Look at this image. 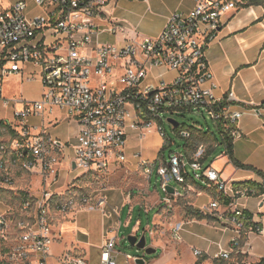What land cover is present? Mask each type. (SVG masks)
<instances>
[{
    "label": "built area",
    "instance_id": "2783aa9c",
    "mask_svg": "<svg viewBox=\"0 0 264 264\" xmlns=\"http://www.w3.org/2000/svg\"><path fill=\"white\" fill-rule=\"evenodd\" d=\"M110 1L34 0L45 13L30 15L27 0H0V99L6 106L12 102L20 105L14 107L13 120L0 118V134L5 136L0 142V191L15 189L16 171L42 180L39 196L24 198L19 208L9 207L0 213V264H55L54 212H106L104 196L93 202L90 195L70 188L65 193L53 189L64 152L46 127L37 134L30 132L27 121L31 116L44 119L55 108L67 111L80 124L70 165L73 168L75 162L76 169L97 173H108L112 163L126 161L127 129L139 131L141 139L153 130L165 138V122L179 126L166 118L169 114L205 109L215 121L220 139L234 141L243 136L238 98L232 90L224 98L216 95L218 85L206 48L223 17L243 7L245 1L194 0L195 7L187 14L175 12L158 36L136 35L122 45L96 43L97 19ZM48 31L53 32L52 43L46 39ZM29 63L42 68V98H4V79L23 73ZM32 78L29 75L27 79ZM180 135L189 140L185 151L169 158L160 154L154 162L141 159L146 178L150 180L157 171L164 188L171 182L187 185L196 178L209 184L219 197L200 212L232 232L228 246L219 247L214 261L251 264L235 255L249 253V235L260 233L261 224L251 212L239 207L238 200L255 195L256 190L230 188L220 171L205 166L208 144L194 143L191 129L182 130ZM170 143L169 139L164 145ZM188 163L201 173L192 176ZM182 228L181 222L173 228L175 240L180 241ZM117 243V237L108 238L95 264H118L114 254ZM194 253L203 255L199 249ZM59 260L62 264H90L72 252Z\"/></svg>",
    "mask_w": 264,
    "mask_h": 264
},
{
    "label": "crops",
    "instance_id": "0c3cea01",
    "mask_svg": "<svg viewBox=\"0 0 264 264\" xmlns=\"http://www.w3.org/2000/svg\"><path fill=\"white\" fill-rule=\"evenodd\" d=\"M194 7V0H111L105 7L102 16L97 19L99 36L96 43L122 45L136 35L158 36L175 12L187 14ZM40 10L42 11L41 14L45 13V10ZM52 33V31L46 33L48 43H52L55 39ZM42 37L39 36V39ZM206 56L218 85L216 95L224 98L231 90L234 91L238 98L236 105L243 112L239 122L243 136L233 141L234 157L238 162L254 169L239 167L226 153L224 157L222 156L216 161L217 168L220 170L222 178L229 182L230 188L249 180L263 184V177L254 170L264 172V7L261 5L241 7L224 16L216 35L206 48ZM41 72L42 68L39 65L29 63L25 66L23 73L12 75L17 76L23 82L20 91L23 90L22 86L25 83L30 82L27 81L26 76L28 75H32V81H37L40 84V93L30 97L31 100L42 98ZM8 96L6 98L8 100H28L17 94H8ZM11 106L13 112L15 106L20 107L19 104L14 103ZM1 119L6 118L2 117ZM27 125L32 134H37L43 127H46L47 131L62 147L64 158L69 160L68 163L66 162L68 167L70 166L72 171L75 170L70 163L76 153L77 136L80 130V124L77 120L71 118L67 111L55 108L51 114H46L44 119L40 116H31ZM133 133L136 134L135 131H131L128 138ZM73 143L74 146L71 147ZM221 159L226 162L222 169ZM62 164L63 161L61 162L58 180L63 172ZM117 164V162L112 163L110 171L115 170ZM225 170L226 173H224ZM65 178V183L54 184V189L58 187L56 192L65 193L69 189V184L78 179V177ZM190 181L194 180H189L188 184L184 185L186 190L184 194L175 188V192L177 191L178 194L167 192L168 197L164 201L155 199L161 207L162 203L165 202L166 206L162 209L171 214L172 226L181 222L183 223L181 232L198 236L197 239L189 237L192 242L186 243V239L182 235L180 242H176L174 245L176 250H179L181 255L189 254L188 262L191 264H214L213 257L220 246H228L232 232L223 227L217 220H200L193 215L185 217L181 214L180 208L178 209V200L190 191H197L199 205L193 201H187L183 208L187 214L190 210L200 211L205 204L219 197V194L209 184L205 188L197 184L199 187L196 185L198 188H195ZM105 190L107 191L106 188ZM205 195H211V200L203 201L202 198ZM103 196L107 199L105 213L101 209H76L66 213L54 212L52 260L55 264L57 261L61 262L59 258L68 252L85 257L90 264L98 263L102 246L106 240L119 236L123 224L120 225L121 222L118 221V218L120 213H123L127 208L128 203L132 202V199L127 197L124 192L118 196L108 193ZM111 198L113 203L108 207ZM168 203H171V207L168 206ZM238 205L251 212L255 219L260 221L262 231L249 235L250 250L243 257L251 264H258L264 258V194L241 197L238 200ZM133 210L132 207L131 212ZM93 212L101 213L102 219L99 221L96 215H91ZM196 223H203L202 227L194 230L187 227ZM128 225L129 223L127 224L129 228ZM151 232H153L152 229ZM195 249L201 250L203 255L201 257L196 256ZM126 256L130 257L131 255L127 254ZM188 262H184V264H188Z\"/></svg>",
    "mask_w": 264,
    "mask_h": 264
},
{
    "label": "rangeland",
    "instance_id": "374dc122",
    "mask_svg": "<svg viewBox=\"0 0 264 264\" xmlns=\"http://www.w3.org/2000/svg\"><path fill=\"white\" fill-rule=\"evenodd\" d=\"M27 1L29 3V14L36 15L42 13L40 10L41 8L36 6L34 0ZM28 76L26 77L28 78ZM32 80L33 79L27 80L30 82L25 83L22 86L23 90L20 91V86L23 82L20 81L17 76H8L4 79L3 83L4 98H8V94H17L30 101H37L31 100L30 97L38 95V93H40L41 86L37 81ZM42 86L44 93L43 81ZM0 117H5L6 119L13 118L12 106H6L1 100ZM166 118L175 119L179 122V126L174 128L170 123L165 122V138L160 136L156 130H153L151 133H148L146 138L141 139L139 136V131L134 130L136 134L133 133L129 136L125 147L126 161L118 163L115 166V170H111L108 173L89 172L86 169H75L72 171L70 166L68 167L67 165L69 160L67 158H62L63 172L60 175V179L56 182H59V185L65 183V177L68 179L78 177V179H75L74 182L69 184V188L76 191L77 194L90 195L94 200L93 202L106 193L118 196L124 192L127 197L132 199V202L128 203L127 208L123 213H120L118 218V221L121 222L120 225L123 224V228L120 230L119 236L117 237L118 243L116 244L114 250L115 254L118 255V264H136L135 260L132 258L138 256L145 258L146 264H184V262H188L190 258L189 254L181 255L180 251L176 250L177 248L174 247L176 242L179 240H175L173 238V227H175V225L172 226L171 224V214L169 212L163 211L162 207L166 206L165 202L162 203L163 205L161 207V205H158V202L155 199L157 198L164 201L168 197V193L162 185L161 177L158 175L157 171H155L152 174L150 180L146 178L143 169L140 167V162L141 159L154 162V160L160 154L161 158L164 156L169 158L171 154L185 151L189 140L180 135V132L184 129H191L193 127L204 129L205 132H214L218 138L219 134L215 121L205 109L186 110L182 113L166 115ZM127 130L130 134L131 129ZM4 139L5 136L0 134V142ZM169 139L171 142L170 145H164ZM73 146L74 143L71 145V147ZM214 147L216 148L212 150L207 156L205 166L212 165L218 170L216 161L220 157L225 156L226 147L221 142ZM163 148L164 150L162 151ZM140 154L141 157H139ZM220 162H222V169L224 168L226 162H224L222 159ZM187 169L188 172L194 177H196V173H201L200 171H195L189 163ZM224 173H226V170ZM224 181L228 182L225 179ZM190 183L195 186V188H198L199 186L204 188L207 187V183L200 178H196L195 181H190ZM41 185L42 180L39 176H34L23 171H16L14 184L15 189L9 193H0V213L4 212L9 207L17 209L21 206V203L25 198V196L20 195L21 190L27 192L30 197L39 196L42 190ZM171 185L181 194L186 192L183 184L171 182ZM51 187L52 186L49 185V188ZM56 189H58V187ZM56 189L54 190L56 191ZM197 195V191H190L183 198L178 200V209L180 208L181 214L183 216H190V214H187L185 209H183L184 206H186L187 201H193L199 205V197ZM211 197V195H205L202 199L203 201L205 200L208 202L211 200ZM112 200V198L109 200L108 207L112 205ZM132 207L134 209L133 212H131ZM91 215H96L99 221L102 219L101 213L93 212ZM128 223V226H130L129 228L127 227ZM202 224L203 223H196L186 226L194 230L196 228L202 227ZM151 229L153 232H151ZM135 234L139 235L140 237L145 234L147 245L153 246L157 249V251L153 254H146L144 250H141L136 246H132L128 241V236ZM180 235L184 236L186 243L192 242L189 240V237L195 239L198 238V236L195 234H186L183 231L180 233ZM127 254H130L132 258L126 256ZM58 263L60 264L61 262L57 261V264ZM188 264L191 263L188 262Z\"/></svg>",
    "mask_w": 264,
    "mask_h": 264
},
{
    "label": "trees",
    "instance_id": "16d2710c",
    "mask_svg": "<svg viewBox=\"0 0 264 264\" xmlns=\"http://www.w3.org/2000/svg\"><path fill=\"white\" fill-rule=\"evenodd\" d=\"M245 3L243 5V7H249V6H253V5H261L264 7V2L263 0H244ZM177 128V127H176ZM192 133H193V137H194V143H205L208 144V153H210L212 150H214L218 143H222L225 145L226 147V154L229 155L230 159L239 167H243V168H248V169H254L251 166L242 164L240 162H238L235 157H234V151H233V141L230 138H224V139H220L218 138V136L214 133V132H205L204 129H200V128H196L193 127L191 128ZM15 135V132H14ZM254 171H256L260 176L263 177L264 179V172H262L261 170H257L255 169ZM244 187H250L256 190V195H261L264 194V183L260 184L254 180H249L246 182H240L238 183L235 188L236 189H240V188H244ZM212 188V187H211ZM10 191H0V193L5 194V193H9ZM20 195L25 196V198L29 197V194L23 190L20 191ZM190 215H193V217H197L200 220H211L214 221L215 218L208 216L202 212H200L199 210H190L189 212ZM236 259H243V255H235ZM215 264H231V263H227L223 260H220L218 262H215ZM233 264V263H232ZM258 264H264V258L261 260L260 263Z\"/></svg>",
    "mask_w": 264,
    "mask_h": 264
},
{
    "label": "water",
    "instance_id": "95a60500",
    "mask_svg": "<svg viewBox=\"0 0 264 264\" xmlns=\"http://www.w3.org/2000/svg\"><path fill=\"white\" fill-rule=\"evenodd\" d=\"M171 122L175 124V126L179 125V122L176 121L175 119H170ZM73 169H76V163H73ZM166 191L169 194H174L175 193V188L172 185L166 186ZM128 241L132 246H136L141 250H144L146 254H153L157 251L156 248L152 246L147 245V240H146V235L143 234L141 237L139 235H129L128 236ZM136 264H146V260L143 257H135L134 258Z\"/></svg>",
    "mask_w": 264,
    "mask_h": 264
}]
</instances>
